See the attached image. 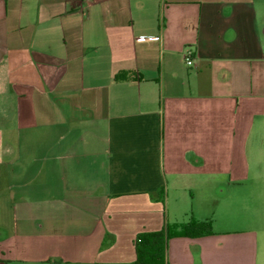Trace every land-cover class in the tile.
I'll return each mask as SVG.
<instances>
[{
  "label": "crops",
  "instance_id": "obj_1",
  "mask_svg": "<svg viewBox=\"0 0 264 264\" xmlns=\"http://www.w3.org/2000/svg\"><path fill=\"white\" fill-rule=\"evenodd\" d=\"M249 146L264 0H0V264H138L158 231L166 264H258L257 221L213 219Z\"/></svg>",
  "mask_w": 264,
  "mask_h": 264
},
{
  "label": "rangeland",
  "instance_id": "obj_2",
  "mask_svg": "<svg viewBox=\"0 0 264 264\" xmlns=\"http://www.w3.org/2000/svg\"><path fill=\"white\" fill-rule=\"evenodd\" d=\"M258 153H263L264 146H249V169L250 176L240 186L228 193L218 192L215 196L219 199L214 211V217L219 223H232V225H245L257 221L258 228V264L264 260V162L257 161L253 156ZM226 192L228 193L227 195ZM230 204L227 207L221 205L220 199ZM230 200V202H229ZM212 225V221H210ZM259 227L261 231H259Z\"/></svg>",
  "mask_w": 264,
  "mask_h": 264
},
{
  "label": "trees",
  "instance_id": "obj_3",
  "mask_svg": "<svg viewBox=\"0 0 264 264\" xmlns=\"http://www.w3.org/2000/svg\"><path fill=\"white\" fill-rule=\"evenodd\" d=\"M127 72L115 75V80H128ZM211 233V224L208 220L198 223H187L183 226L185 236H202ZM168 237V236H167ZM162 231L141 233L136 239V263L138 264H166L165 241Z\"/></svg>",
  "mask_w": 264,
  "mask_h": 264
},
{
  "label": "built area",
  "instance_id": "obj_4",
  "mask_svg": "<svg viewBox=\"0 0 264 264\" xmlns=\"http://www.w3.org/2000/svg\"><path fill=\"white\" fill-rule=\"evenodd\" d=\"M183 61L187 66L193 65V59H192V51L189 49H186V51L183 53Z\"/></svg>",
  "mask_w": 264,
  "mask_h": 264
}]
</instances>
